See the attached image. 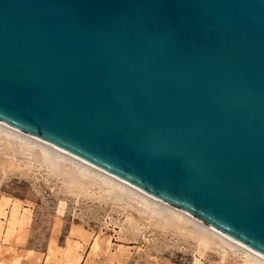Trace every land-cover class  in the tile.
<instances>
[{
    "label": "water",
    "instance_id": "water-1",
    "mask_svg": "<svg viewBox=\"0 0 264 264\" xmlns=\"http://www.w3.org/2000/svg\"><path fill=\"white\" fill-rule=\"evenodd\" d=\"M0 124L264 259V0H0Z\"/></svg>",
    "mask_w": 264,
    "mask_h": 264
},
{
    "label": "rangeland",
    "instance_id": "rangeland-1",
    "mask_svg": "<svg viewBox=\"0 0 264 264\" xmlns=\"http://www.w3.org/2000/svg\"><path fill=\"white\" fill-rule=\"evenodd\" d=\"M23 159H18L21 169L30 164ZM30 174L3 176L0 168V213L6 216L0 214V264H194L195 259L202 264H246L229 250L222 256L209 244L154 225L134 235L130 225L139 221L123 210L125 202L114 206L113 197L95 189L87 191L94 197L71 195L66 179L47 167H35ZM13 203L20 208V219L24 213L26 218L6 234ZM121 224L129 231L121 232ZM94 239L98 252L92 250Z\"/></svg>",
    "mask_w": 264,
    "mask_h": 264
},
{
    "label": "bare ground",
    "instance_id": "bare-ground-1",
    "mask_svg": "<svg viewBox=\"0 0 264 264\" xmlns=\"http://www.w3.org/2000/svg\"><path fill=\"white\" fill-rule=\"evenodd\" d=\"M0 149L3 152V156L0 157V168L3 176L17 174L23 178H28L31 175L30 172L35 167H47L57 177L60 176L66 179V191L71 195L94 197L95 194L90 195L88 192L95 189L107 198L113 197L112 203L115 204L114 206L118 204L122 206V203L125 202L126 207L124 206L123 210L129 213L132 218H136L139 221V223L136 222V225H130V232L134 235H142L141 232L146 230L145 225H154L164 231L172 230L178 232L183 237L191 238L203 245L209 244L215 247L222 256L228 255L227 252L229 250L234 256L238 255L239 258L241 257L245 260L246 264H264L262 257L251 253L242 246H238L223 235L221 236L208 226L200 224L181 211L167 206L152 197H148L120 180L114 179L99 170H95L82 161H78L64 153L62 154L46 143H41L28 135L26 136L1 124ZM6 154H12V156L9 158ZM19 158L28 159L30 164L21 169L18 161ZM11 207L6 234L12 233V230L15 229L18 223L26 218L24 213L20 219V208L16 204L13 203ZM135 211L137 215H133ZM0 214L5 216L4 212ZM127 220L130 222L129 219ZM143 222L146 224L141 226L140 224ZM125 227L124 225L119 227L121 232L129 231ZM92 247L93 252L99 249L97 240L94 239ZM194 264H202V262L195 259Z\"/></svg>",
    "mask_w": 264,
    "mask_h": 264
}]
</instances>
